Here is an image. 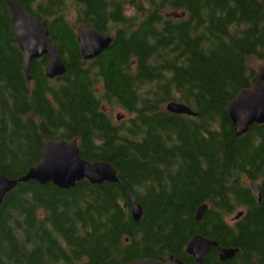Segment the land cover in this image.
Wrapping results in <instances>:
<instances>
[{
	"label": "trees",
	"instance_id": "1",
	"mask_svg": "<svg viewBox=\"0 0 264 264\" xmlns=\"http://www.w3.org/2000/svg\"><path fill=\"white\" fill-rule=\"evenodd\" d=\"M17 1L47 23L66 74L47 80L43 58L26 81L0 0V176L24 177L46 142L76 141L80 158L111 165L118 184L18 185L0 206V264H195L194 236L237 251L224 264H264V125L235 138L228 117L264 66L262 0ZM77 26L111 35L110 48L84 62ZM169 103L196 117L166 113ZM108 107L128 119L114 123ZM203 264H221L216 249Z\"/></svg>",
	"mask_w": 264,
	"mask_h": 264
},
{
	"label": "water",
	"instance_id": "2",
	"mask_svg": "<svg viewBox=\"0 0 264 264\" xmlns=\"http://www.w3.org/2000/svg\"><path fill=\"white\" fill-rule=\"evenodd\" d=\"M4 2L13 26L15 41L23 56V72L26 81L28 83L32 81L29 73L30 65L42 58L47 60L45 68L47 80L52 81L63 77L66 74V68L56 47L48 42L47 23L26 12L17 0H4ZM262 4L264 6V0H262ZM75 35L80 57L84 62L96 60L112 44L111 37L98 34L95 30L85 26L76 28ZM165 110L174 116L196 117L188 107L178 103H169ZM228 117L235 138L246 135L253 126L264 125V67L257 70L251 81V88L241 91L236 99L229 104ZM115 119L116 122H120L123 115L118 114ZM82 181H86L92 186H101L105 183L118 184L116 171L111 165L88 163L80 158L76 141L71 143L46 142L42 147L40 164L29 169L24 177L10 181L0 176V206L6 196L18 185L32 182L40 186L52 185L59 190L69 191ZM250 188L254 199L260 203L259 186L253 183ZM128 203L132 221L139 224L142 218V208L130 194ZM206 212V206L197 210L196 223L202 220ZM242 216L243 213L236 214L233 221H238ZM212 249L217 250L218 260L221 264L231 261L237 254L235 250L219 248L216 243L200 236L190 239L186 247V254L194 260L195 264H203ZM130 264H182V262L176 257H170L167 263L141 260Z\"/></svg>",
	"mask_w": 264,
	"mask_h": 264
},
{
	"label": "rangeland",
	"instance_id": "3",
	"mask_svg": "<svg viewBox=\"0 0 264 264\" xmlns=\"http://www.w3.org/2000/svg\"><path fill=\"white\" fill-rule=\"evenodd\" d=\"M74 21H75L74 16L69 17V23H70V24H73ZM76 28H77V27H76ZM110 36H111V35H110ZM111 37H112V36H111ZM258 68H259V67L255 68V72L257 71ZM107 111H108V114H109V116L112 118V120H113L114 123H116V121H115V117H116V115H117L118 113H122V114H123L122 111H119L118 109H110L109 107H108ZM123 119H124V120H127L128 117H127L126 115H124ZM231 219H232V217L228 220V223H229V224H232V223H231Z\"/></svg>",
	"mask_w": 264,
	"mask_h": 264
},
{
	"label": "bare ground",
	"instance_id": "4",
	"mask_svg": "<svg viewBox=\"0 0 264 264\" xmlns=\"http://www.w3.org/2000/svg\"><path fill=\"white\" fill-rule=\"evenodd\" d=\"M118 180V179H117Z\"/></svg>",
	"mask_w": 264,
	"mask_h": 264
}]
</instances>
